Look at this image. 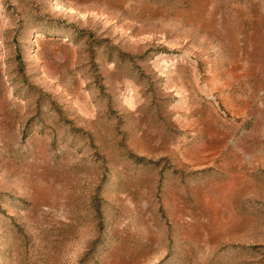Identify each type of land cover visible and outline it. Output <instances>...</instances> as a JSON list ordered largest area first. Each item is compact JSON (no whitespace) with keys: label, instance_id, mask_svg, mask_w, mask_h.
<instances>
[{"label":"rangeland","instance_id":"1","mask_svg":"<svg viewBox=\"0 0 264 264\" xmlns=\"http://www.w3.org/2000/svg\"><path fill=\"white\" fill-rule=\"evenodd\" d=\"M0 264H264V0H0Z\"/></svg>","mask_w":264,"mask_h":264}]
</instances>
